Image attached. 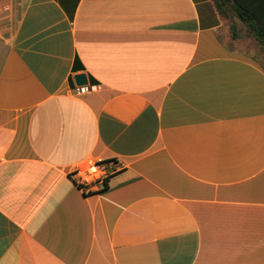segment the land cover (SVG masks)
I'll list each match as a JSON object with an SVG mask.
<instances>
[{
    "label": "crops",
    "instance_id": "1",
    "mask_svg": "<svg viewBox=\"0 0 264 264\" xmlns=\"http://www.w3.org/2000/svg\"><path fill=\"white\" fill-rule=\"evenodd\" d=\"M233 22L211 0H0V264H264V59ZM89 159L115 172L84 192Z\"/></svg>",
    "mask_w": 264,
    "mask_h": 264
},
{
    "label": "trees",
    "instance_id": "2",
    "mask_svg": "<svg viewBox=\"0 0 264 264\" xmlns=\"http://www.w3.org/2000/svg\"><path fill=\"white\" fill-rule=\"evenodd\" d=\"M221 16L229 20H241L247 34L260 45L264 52V0H211ZM231 37H238L236 25L230 22ZM80 65L75 63V70ZM81 67V66H80ZM90 82H95L90 79ZM107 182V181H106ZM105 182V183H106ZM106 186V184H105Z\"/></svg>",
    "mask_w": 264,
    "mask_h": 264
},
{
    "label": "built area",
    "instance_id": "3",
    "mask_svg": "<svg viewBox=\"0 0 264 264\" xmlns=\"http://www.w3.org/2000/svg\"><path fill=\"white\" fill-rule=\"evenodd\" d=\"M85 86H78V91H85ZM115 172L112 160H87L81 167L73 171L72 176L84 192H90L97 185H105L109 176Z\"/></svg>",
    "mask_w": 264,
    "mask_h": 264
},
{
    "label": "rangeland",
    "instance_id": "4",
    "mask_svg": "<svg viewBox=\"0 0 264 264\" xmlns=\"http://www.w3.org/2000/svg\"><path fill=\"white\" fill-rule=\"evenodd\" d=\"M236 19L230 20V22H233ZM247 37L248 34H246ZM244 50H246L247 53L251 54L254 58L257 59H264V52L261 50L262 48L257 45L256 42L249 41L248 39H245V42L243 44H239Z\"/></svg>",
    "mask_w": 264,
    "mask_h": 264
},
{
    "label": "water",
    "instance_id": "5",
    "mask_svg": "<svg viewBox=\"0 0 264 264\" xmlns=\"http://www.w3.org/2000/svg\"><path fill=\"white\" fill-rule=\"evenodd\" d=\"M73 80L76 86H85L88 81L84 73H77L73 76Z\"/></svg>",
    "mask_w": 264,
    "mask_h": 264
},
{
    "label": "bare ground",
    "instance_id": "6",
    "mask_svg": "<svg viewBox=\"0 0 264 264\" xmlns=\"http://www.w3.org/2000/svg\"><path fill=\"white\" fill-rule=\"evenodd\" d=\"M88 89V88H87Z\"/></svg>",
    "mask_w": 264,
    "mask_h": 264
}]
</instances>
